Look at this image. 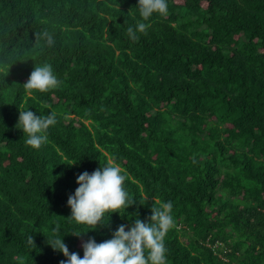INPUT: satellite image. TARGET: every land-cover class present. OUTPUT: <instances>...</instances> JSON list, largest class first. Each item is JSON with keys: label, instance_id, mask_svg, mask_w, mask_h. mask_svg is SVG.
Returning <instances> with one entry per match:
<instances>
[{"label": "trees", "instance_id": "16d2710c", "mask_svg": "<svg viewBox=\"0 0 264 264\" xmlns=\"http://www.w3.org/2000/svg\"><path fill=\"white\" fill-rule=\"evenodd\" d=\"M166 2L143 21L138 0H0V264L67 260L47 243L57 228L83 258L157 201L173 204L166 264H264V0ZM45 63L60 86L29 96ZM20 108L57 114L39 149ZM109 159L135 203L77 224V177Z\"/></svg>", "mask_w": 264, "mask_h": 264}, {"label": "clouds", "instance_id": "9594fccd", "mask_svg": "<svg viewBox=\"0 0 264 264\" xmlns=\"http://www.w3.org/2000/svg\"><path fill=\"white\" fill-rule=\"evenodd\" d=\"M138 8L143 21H148L154 13L162 16L168 14L166 0H138ZM149 27L148 23L137 22L135 27L127 28L126 35L131 41L136 42L140 38L137 33L146 35ZM42 40L50 48L55 45L53 34L47 30L35 33V42L39 44ZM60 83L54 75L52 65L45 63L42 66L35 65L23 87L30 96L33 90L46 93L57 89ZM56 123L57 114L54 111L48 115L38 116L30 109H21L16 127L23 130L27 137L25 140L27 146L39 149L48 141L47 130ZM125 180L126 176L122 174L121 167L110 159L92 173L84 171L79 174L77 177L79 187L68 199V205L72 210L68 218L77 224L97 227L102 224L106 212L115 213L119 212V209H127L135 201L129 198V193L124 187ZM172 209L171 201L155 202L151 208L152 214L148 218L150 222L146 223L138 217L130 230L126 231L127 225L121 224L113 233L112 239L97 243L94 238H90L82 245L83 258L79 253L69 251L64 239L58 234L59 228L54 230L52 238L46 236L47 243L67 257V260L60 261V264H166L167 250L164 239L169 229L174 226ZM27 243L36 245L32 235L27 237Z\"/></svg>", "mask_w": 264, "mask_h": 264}]
</instances>
